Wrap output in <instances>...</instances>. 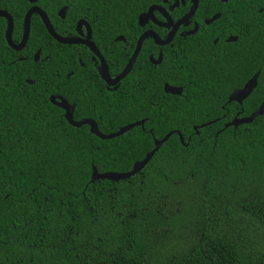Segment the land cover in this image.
Segmentation results:
<instances>
[{
	"label": "trees",
	"instance_id": "obj_1",
	"mask_svg": "<svg viewBox=\"0 0 264 264\" xmlns=\"http://www.w3.org/2000/svg\"><path fill=\"white\" fill-rule=\"evenodd\" d=\"M116 1L107 0L113 9ZM67 4L36 3L51 23ZM30 6L0 0L15 31ZM36 16L31 38L40 33L42 57L48 56L41 74L62 78L69 46L53 40ZM261 43L227 49L214 64V80L189 84L180 97L163 92L160 68L127 80L134 87L121 101L107 95L103 111H86L80 93L77 118H94L103 134L143 121L111 140L97 138L86 125H69L48 101L54 90L39 89L38 81L24 84L25 74L11 67L1 70L0 264H264V114L225 127L264 102ZM2 48L8 49L0 28ZM255 74L249 97L229 102ZM203 89L209 92H198ZM58 93L70 100L66 86ZM173 131L183 143L172 134L139 173L91 182L93 168L129 172L155 140Z\"/></svg>",
	"mask_w": 264,
	"mask_h": 264
},
{
	"label": "flooded vegetation",
	"instance_id": "obj_2",
	"mask_svg": "<svg viewBox=\"0 0 264 264\" xmlns=\"http://www.w3.org/2000/svg\"><path fill=\"white\" fill-rule=\"evenodd\" d=\"M36 3L30 4V8L37 6ZM114 5L113 9L107 0H68L66 6L57 10L53 23L47 16L57 35L78 41L67 45L69 70L62 78L57 72L48 77L41 74L48 56L42 57L40 33L37 31L31 38L36 28L32 25L35 14L31 17L28 39L19 50L6 42L7 20L0 18L5 22L0 28L8 48L0 49V72L9 67L12 72L21 71L25 74L24 84L33 86L38 81L39 89L57 93L48 96L53 106L57 107L54 103L63 98L73 107L74 121L92 120L98 128L92 117L77 118L80 93L85 96L86 111H103L107 95L121 101L124 91L134 87L127 80L151 77L155 68H160L163 92L180 97L187 85L202 87L203 82L210 84L207 80H214V64L224 57L227 49H236V44L249 47L251 42L253 45L262 42L264 46V0H120ZM26 12L16 31L14 19L7 12L12 18L11 42L15 46L23 39ZM67 18L69 22L64 29ZM132 59L129 73L115 81ZM103 63L111 83L104 79ZM166 85L180 89L179 95L166 93ZM63 86L70 100L58 93ZM64 114L63 111V117Z\"/></svg>",
	"mask_w": 264,
	"mask_h": 264
},
{
	"label": "water",
	"instance_id": "obj_3",
	"mask_svg": "<svg viewBox=\"0 0 264 264\" xmlns=\"http://www.w3.org/2000/svg\"><path fill=\"white\" fill-rule=\"evenodd\" d=\"M38 0H29L30 4H34L36 3ZM226 1V0H224ZM64 11V10H62ZM37 15L41 21L42 24L44 26V28L46 29L47 33L50 35V37L55 40L57 43L62 44V45H70L73 43H77V40L74 39H69V38H63L60 37L59 35H57L52 26L51 23L47 17V15L45 14V12L43 10H41L39 7L37 6H33L31 7L27 12L26 15L24 17V34H23V39L22 42L18 45L15 46L12 44L11 42V33H12V29H13V23H12V18L11 16L4 10H0V18H4L7 20V28H6V33H5V39L6 42L8 43V45L14 49V50H19L21 49L27 39H28V35L30 32V22H31V17L33 15ZM134 59H132L128 66L126 67V69L124 70V72L118 76V78L115 81H118L120 79H122L123 77H125L129 71L132 68ZM103 72H104V79L108 82L110 80L107 77V70H106V66L103 63ZM258 78V74H255L246 84L242 89L236 90L234 91L230 97H229V102H238L241 103L242 100L246 99L251 92L254 90L255 86H256V81ZM164 91L166 93L172 94V95H179L180 93V89H176L173 87H170L168 85H166L164 87ZM58 108L62 109L65 114H64V118L65 120L69 123V125H71L72 127L75 128H80L82 126H88L90 133H92L94 136H96L97 138L101 139V140H111L114 139L116 137H119L123 134H125L126 132L130 131L131 129L137 127V126H142L143 125V121L140 122H136L133 124H129L121 129H119L117 132L113 133V134H108V135H104L102 134L98 128L97 125L94 121L92 120H81V121H74L73 120V107L70 106L66 100H64L63 98L59 99L58 103H54ZM264 114V102L259 106V108L253 112L250 116L244 117V118H239V119H234L232 122H229L225 127H236L238 125H242V124H248L251 123L256 117L262 116ZM208 125V124H206ZM206 125H201L200 127H204ZM196 129V128H195ZM176 133L179 136L180 142L183 143V138L180 134V132L176 131V132H170L168 133L163 139L161 140H155L154 141V149L149 152L148 154H146L145 158L140 161L137 162L133 165L132 169L129 172L126 173H103V174H99L94 168L92 171V175H91V182H95L97 180H109V181H113V182H117V181H121V180H126L129 179L130 177L134 176L135 174L139 173L141 170H143L146 165L150 162V160L152 159V157L154 156V154L160 149V147L163 145V143H165L169 137Z\"/></svg>",
	"mask_w": 264,
	"mask_h": 264
}]
</instances>
